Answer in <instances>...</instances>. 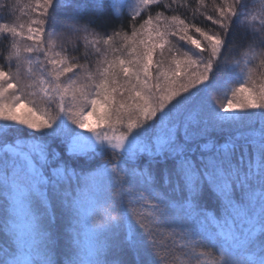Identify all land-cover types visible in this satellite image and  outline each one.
<instances>
[{"label":"snow or ice","instance_id":"snow-or-ice-1","mask_svg":"<svg viewBox=\"0 0 264 264\" xmlns=\"http://www.w3.org/2000/svg\"><path fill=\"white\" fill-rule=\"evenodd\" d=\"M106 2L34 0L0 22V264H264V0H199L211 27L150 14L186 0H139L117 28Z\"/></svg>","mask_w":264,"mask_h":264},{"label":"trees","instance_id":"trees-1","mask_svg":"<svg viewBox=\"0 0 264 264\" xmlns=\"http://www.w3.org/2000/svg\"><path fill=\"white\" fill-rule=\"evenodd\" d=\"M165 3H170L171 0H164ZM181 3H184V0H180ZM217 3H219V0H216ZM259 0H249V7H252L253 3L258 4ZM34 3V0H0V6L2 5H12L16 6L18 5L19 8L18 10H11L12 14H9L10 9H5L3 7H0V22H8L12 23L16 20L17 17H19L20 22L27 21L29 19L28 16V9L27 5ZM187 6L186 7H180L178 5H173V8L175 11L167 10L164 7L160 6H152L150 9V14L153 15L154 17L158 13H163L165 16H170L173 14L179 15L181 18L186 19V21H191L193 18V14L195 13L197 22L199 23V26L201 27H211V24L209 21L204 19L200 15L201 12L204 11V8L200 5L199 0H186ZM213 3V0H205V4L208 5L209 9L211 8ZM129 0H107L106 2V10H105V15L102 18L103 21H107L110 23H114L117 28H119L121 23H127L129 19L135 14V12L138 9H134L131 5L129 6ZM139 8V7H138ZM199 10V11H197ZM113 12H115V17H113ZM149 13H143L142 15L146 17V15ZM139 20L140 18L137 17ZM258 23V22H257ZM111 29H109L110 31ZM128 31L130 33L131 28L129 26ZM193 35H196L197 38L198 34L191 33ZM231 40L233 41H241L242 39V34L239 31H236L232 34L230 37ZM175 38L173 39V43H175ZM11 43V41H4L3 39H0V64L5 63L4 57L7 55L5 52V48ZM27 41L21 40L19 41L20 46L26 47L28 45ZM183 43V42H181ZM179 47V45H177ZM188 47H191V45H188ZM185 49H181L183 51ZM158 50L157 54L154 55L153 60L155 61L158 59ZM236 59H240V51H236L232 54V60L233 62ZM241 63L243 61L241 60ZM172 60L171 57H168L166 54V66L171 65ZM174 66V65H173ZM29 65L26 62H22V71L25 73L27 72ZM184 73H181V76H183ZM225 73H217V79H223L225 77ZM258 83H264V79H258ZM230 97V94H229ZM227 98L223 92L220 93H213L212 94V99H213V106H219L220 104L227 103ZM244 99V96L238 95L237 97L234 98V103L237 101H242ZM6 138L8 141L12 142L17 139L25 141L27 136H28V130H25L23 132H17L14 130L8 131L6 134ZM110 160V156H105L102 158H98L95 162L89 161L90 164L94 166L99 165V164H104L107 163ZM80 167L85 168V170H89L87 165H80ZM53 215H54V228L56 230H62L64 225H65V218L60 215V213L54 208L52 210ZM0 245H3V238L0 237ZM197 253L204 252L206 251L205 249L202 248H197L196 249ZM121 256L123 257L124 260L127 261V264H134L135 261V256L130 253V252H124L121 253ZM212 257L208 255H203L199 257V260H197V257L195 255L193 256H187V255H181L179 252H177V259L175 264H207L209 260H211Z\"/></svg>","mask_w":264,"mask_h":264},{"label":"rangeland","instance_id":"rangeland-1","mask_svg":"<svg viewBox=\"0 0 264 264\" xmlns=\"http://www.w3.org/2000/svg\"><path fill=\"white\" fill-rule=\"evenodd\" d=\"M128 5L129 6L131 5L132 7H134V9H138V7H139V0H129V4ZM20 111H21V113H23L24 111H26V109H21ZM89 122L93 126H95V117H90L89 118Z\"/></svg>","mask_w":264,"mask_h":264}]
</instances>
